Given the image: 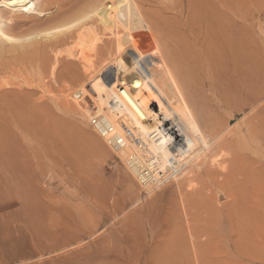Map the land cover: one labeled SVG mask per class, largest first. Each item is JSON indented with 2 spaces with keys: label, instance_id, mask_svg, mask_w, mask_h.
Instances as JSON below:
<instances>
[{
  "label": "rangeland",
  "instance_id": "rangeland-1",
  "mask_svg": "<svg viewBox=\"0 0 264 264\" xmlns=\"http://www.w3.org/2000/svg\"><path fill=\"white\" fill-rule=\"evenodd\" d=\"M51 1L36 0L37 11L43 10L44 13L34 19H17L21 23L12 31L20 36L41 28H52L58 17L53 9L64 6L67 10L76 3L72 0ZM44 2L50 8L43 5ZM130 2L151 16L160 13L161 17L169 18V24L180 18L172 10L179 0L165 2L171 9L169 11L150 0ZM258 2L217 0V8L219 13L233 20L241 42L252 47L253 44L260 46L259 53L264 59V12L255 8ZM0 10L9 11L7 8ZM20 12L22 10L16 11ZM152 17L155 19L154 15ZM0 24L3 28V20ZM155 34L159 45L171 55L172 64L180 69H190L187 80L191 89L186 94L189 98L196 96L195 108L222 119L225 128L230 126L234 130L233 139L246 135L247 127L256 123V119H252L254 111L246 103V95L252 85H243L242 75L239 78V75L225 71L215 63L213 66L207 64L203 57L209 44L205 33L200 43L183 30L169 28ZM51 42L54 39L40 44ZM71 45L73 43L69 42V45L59 46L53 51L47 48L46 54L40 55L45 57H40L35 63L18 61L14 53L8 52L11 50L8 46L0 58V264H156L157 259H164L169 264L178 261L185 264L182 255L184 258L186 255L181 254L178 248L182 245L192 250L194 238L188 234V226L192 225L202 230L214 228L212 230L221 240L216 256L225 263L263 264L264 234H250L251 248L245 246L244 249L242 243L241 250L235 251L231 243H235L237 238L230 237L228 232V224L235 218L258 210L254 202L257 195H261L256 190L257 174L254 172L251 182L250 178L246 180L244 175L238 174L239 181L245 178V184L236 185V180L234 187L225 190L201 178L202 172L197 168L203 154L210 148L200 146L196 152L202 153L195 157L193 168L187 166L178 178L146 191L128 173L123 161L113 155L89 127L87 112L74 105L71 110L64 108L60 96L64 82H69L74 90L85 81L77 58L65 54L58 56ZM211 67L217 69L218 74L212 73ZM262 102L264 105V99ZM10 104L12 114L9 118L13 119V124L1 120ZM201 129L206 141L210 142L212 137L208 134H211V128L207 125ZM221 145L225 146L226 142ZM230 153L233 151H227L226 164L230 161ZM243 154L255 163L256 168L263 166L264 139L255 136L249 142L248 152ZM195 192L201 200L189 205L192 215L186 218L183 214L184 195H194ZM28 200L40 202L31 211L32 216L25 211V201ZM65 207L75 213L76 220L88 219L93 227L89 226L88 236L80 247L52 251L48 249L50 242L43 237L42 225L51 216L50 210ZM199 240L202 243L204 237Z\"/></svg>",
  "mask_w": 264,
  "mask_h": 264
},
{
  "label": "bare ground",
  "instance_id": "bare-ground-1",
  "mask_svg": "<svg viewBox=\"0 0 264 264\" xmlns=\"http://www.w3.org/2000/svg\"><path fill=\"white\" fill-rule=\"evenodd\" d=\"M150 1L162 5L165 11L171 10L165 4L168 0ZM205 1L206 3L203 0H179L172 10L180 18L169 24V18L156 13L153 14L154 19L153 15L131 4L130 0H72L76 3L67 10H64V6L53 9L58 16L55 26L19 36L12 31L21 23L17 19H34L44 11H37L36 0H0V8L10 11L0 10V20H3V28L0 24V58L8 46L11 48L8 52L14 53L18 61L35 63L40 57H45L40 55L46 54L47 48L53 51L59 46L69 45V42L73 43L65 51L62 48L64 52L61 50L58 56L65 54L77 58L85 81L74 90L69 82H64L60 90L62 104L67 110H71L74 105L85 112L88 106H93L97 114L106 118L114 128L115 137L122 138L124 142L123 145L106 146L123 161L125 169L137 184L152 177L144 175L147 169H151L153 178L164 176L167 179L165 184L178 178L187 166L193 168L195 157L202 153L196 152V148L202 146L203 149H210L203 154L201 165L197 168L202 172L201 178L226 190L234 187L232 185L236 180V185L245 184V178H250L251 182V176L255 172L256 190L264 196V165L256 168L255 163L243 154L248 152L249 142L255 136L264 139V59L259 53L260 46L253 44V49L237 38L235 23L218 12L217 0ZM43 5L41 4L42 7ZM255 8L264 12V0H259ZM18 10L22 12L16 13ZM169 28L188 32L199 43L205 33L208 43H211L206 46L203 55L207 64L213 66L212 63H215V66H221L225 71L239 75V78L242 75V84L248 87L252 85L251 90L248 88L246 103L254 111L252 119H256V123L249 122L251 124L247 127L246 135L233 139L234 130L230 126L225 128L222 119L195 108L196 96L189 98L186 94L191 89L187 80L190 78V69L175 67L171 62V55L159 45L155 34L156 31ZM50 39H54V42L41 45ZM126 44L128 48H124ZM52 59L51 57V61ZM211 70L218 74L217 69L211 67ZM10 105L6 109L8 117L6 113L1 118L8 123L13 120L9 118L12 114ZM213 116L215 117L212 118ZM207 125L212 130L208 134L212 137L210 142L206 141L201 129V126ZM222 136L223 141L220 142ZM222 142H226V145H221ZM95 145L100 148L99 144ZM229 150L233 153H230V161L226 164ZM238 174L244 175V180L239 181ZM144 184V189L148 192L154 187L151 183ZM261 195H257L254 201L257 211L245 213L228 224L229 236L237 238L235 243H231L235 251L241 250L242 243L244 249L245 246L247 249L251 248L248 238L250 234H264V198ZM219 199L222 200L223 197L219 195ZM199 200L201 196L196 192L194 195H184L183 214L186 218L192 215L189 205ZM36 201H25L28 216H32L31 211L40 205ZM50 211L51 216L43 222L41 229L43 237L50 242L48 249L62 251L80 247L93 223L88 219L76 220L75 213L68 207ZM201 211L203 212L202 209ZM209 229L188 226V234L194 238L192 250L182 245L178 248L181 254L186 255L185 258L182 255L185 264H227L223 259L217 258L218 243L221 240L218 239L217 232L212 230L214 228ZM201 236L204 237L202 243L199 240ZM83 250L87 251L88 248ZM211 253L215 255L209 257ZM227 254L230 253L227 251ZM262 255L264 264V253ZM156 261V264H169L164 259ZM175 263L181 264L179 261Z\"/></svg>",
  "mask_w": 264,
  "mask_h": 264
},
{
  "label": "built area",
  "instance_id": "built-area-1",
  "mask_svg": "<svg viewBox=\"0 0 264 264\" xmlns=\"http://www.w3.org/2000/svg\"><path fill=\"white\" fill-rule=\"evenodd\" d=\"M80 98V97H78ZM78 100V99H77ZM91 104V103H90ZM96 109L93 108V106H88L87 107V122L89 127L99 136V138L104 142L105 145L107 146H112L113 144L116 145H123V139L115 137L114 135V128L111 126L106 118L100 114L96 113ZM144 175H150L152 176L151 178H145L147 179L144 182H140L141 186H145L144 183H151L152 186L158 185L162 186L167 182V179L164 176H159L158 179L153 178V173L151 169H147L144 171Z\"/></svg>",
  "mask_w": 264,
  "mask_h": 264
}]
</instances>
